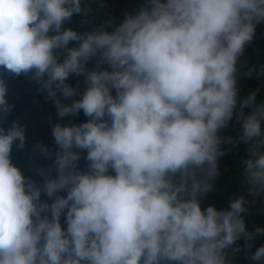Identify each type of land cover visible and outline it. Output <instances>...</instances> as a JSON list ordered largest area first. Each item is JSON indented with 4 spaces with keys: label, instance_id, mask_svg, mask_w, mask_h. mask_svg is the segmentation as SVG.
Returning a JSON list of instances; mask_svg holds the SVG:
<instances>
[{
    "label": "clouds",
    "instance_id": "1",
    "mask_svg": "<svg viewBox=\"0 0 264 264\" xmlns=\"http://www.w3.org/2000/svg\"><path fill=\"white\" fill-rule=\"evenodd\" d=\"M92 4L0 0V264H235L242 250L264 264V227L246 221L264 201V98L240 83L264 80L245 56L264 0H143L99 25ZM5 75L37 82L58 120L87 117L49 120L55 147L33 145L51 160L40 182L13 162L29 141L18 120L5 126ZM72 76L84 91L66 104ZM240 144L243 191L202 207Z\"/></svg>",
    "mask_w": 264,
    "mask_h": 264
},
{
    "label": "trees",
    "instance_id": "2",
    "mask_svg": "<svg viewBox=\"0 0 264 264\" xmlns=\"http://www.w3.org/2000/svg\"><path fill=\"white\" fill-rule=\"evenodd\" d=\"M142 3L143 0H93L94 19L92 23L99 25L111 18L115 24H118L123 19L125 12L135 13ZM109 30L111 29L109 28ZM245 56L250 65L259 67L264 64V25L257 27L256 37L253 43L247 47ZM92 66L93 63L90 62L89 67L91 68ZM5 80L9 88L8 101L14 106L5 121V126L9 125L13 120H18L22 125L26 126L29 141L25 148L17 149L13 152V162L22 166L26 175H31L37 182H40L41 177L38 175L37 170L41 167L46 168L51 164V160L46 159L42 154L33 152V145L42 142L50 148L55 147L49 120H51L52 124H79L85 122L87 117L81 111L79 115L58 120L54 101L46 99L48 93L40 91L41 86L37 82L23 76L9 77L5 75ZM77 81H80V95L67 100L60 97L61 102L70 104L73 99L81 98L84 91L83 77L72 76L68 82L76 85ZM240 83L242 94H247L259 87L261 92L258 98H264V80L253 76L251 79L241 80ZM240 127V124L234 119L230 128L226 129L224 134L237 136ZM245 149L246 146L240 144L227 151L226 155L219 160L220 175L214 181L216 190L207 194L203 200L202 207L206 208L208 205H214L217 209H224L228 207V201L233 196L241 194L243 189L240 183L241 170L239 161L245 155ZM79 166L81 168L85 166L83 158ZM42 199H46V197H42ZM246 221L250 230H254L257 226L264 227V201H256L251 205V211L246 216ZM238 243L242 245L243 241ZM261 245H264V235L259 236L255 240L254 247ZM235 264H251V262L242 250L235 256Z\"/></svg>",
    "mask_w": 264,
    "mask_h": 264
}]
</instances>
